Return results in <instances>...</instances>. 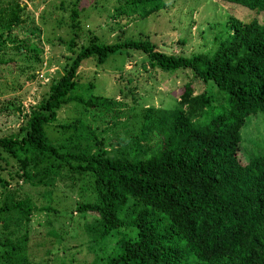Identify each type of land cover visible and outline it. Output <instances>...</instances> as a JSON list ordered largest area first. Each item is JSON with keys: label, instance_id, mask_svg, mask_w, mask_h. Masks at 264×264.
<instances>
[{"label": "trees", "instance_id": "trees-1", "mask_svg": "<svg viewBox=\"0 0 264 264\" xmlns=\"http://www.w3.org/2000/svg\"><path fill=\"white\" fill-rule=\"evenodd\" d=\"M117 1L111 15L128 22L166 5ZM219 1L251 13L230 14L217 32L213 24L212 46L188 54L161 49L148 33L114 41L94 34L83 43L76 40L80 9L70 6L69 46L79 48L24 123L0 135V161L15 165L9 172L16 176L11 183L0 173V264H264V149L245 161L238 157L245 118L264 113V0ZM29 15L26 1L0 0V65L11 61L1 55L8 40L16 52L42 61L39 42L11 35ZM131 49L142 52L144 67L188 69L216 90L196 91L185 80L172 107H129L131 129L112 146L82 117L56 122L71 101L84 112L122 113L111 96L78 91L77 73L88 57L102 62ZM212 91L220 94L216 103ZM39 211L49 224L68 216L80 232L77 242L51 226L50 239L32 247L29 227ZM82 244L91 254L88 263L71 249Z\"/></svg>", "mask_w": 264, "mask_h": 264}, {"label": "rangeland", "instance_id": "rangeland-1", "mask_svg": "<svg viewBox=\"0 0 264 264\" xmlns=\"http://www.w3.org/2000/svg\"><path fill=\"white\" fill-rule=\"evenodd\" d=\"M24 1L30 15L24 23L13 28L11 35L22 37L28 34L33 41L39 42L43 46L42 61L39 64L25 53L16 52L12 48L13 42L7 41L6 50L1 55L6 59L11 58V61L0 65V106L12 103L6 110L0 109V135L15 130L19 124L24 123L32 105L47 92L50 82L64 72L67 56L74 54V50L79 48V43L69 46V38L73 34L68 25L69 11L74 3L80 9V27L77 29L79 36L75 37L76 40L81 38V42L88 43L89 38L96 34L102 40L114 41L118 37H137L148 33L161 49L185 54L202 48L207 50L212 46L210 37L215 29L213 24L217 26V32L223 30L222 21L230 14L248 18L251 13L237 3L219 0H165L166 5L160 10L128 22L127 16L116 20L115 15H111L117 0ZM117 22L123 25L119 28L116 26ZM182 38L184 42L180 41ZM142 58V52L131 49L129 54L126 51L112 52L102 62L94 57L83 60L78 68L77 90L111 96L116 102L114 108H120L122 113L112 114L110 108H102L96 112L89 109L84 112L71 101L59 109L56 122L82 117L107 145L112 146L131 129V117L124 113L129 107L145 104L172 107L177 102L181 84L185 80L192 81L196 91L207 88L216 90L212 83L194 78L188 69L174 73L164 72L149 65L144 67ZM34 72L35 75L32 76ZM214 91L213 101L216 103L220 94ZM16 106H19V112ZM240 142L238 157L241 161L264 149L263 112L251 113L245 118ZM0 164L3 166L0 173L14 183L16 176L9 171L13 173L15 165H5L3 161ZM26 187L30 189L29 186ZM47 219L44 211L32 216L29 227L32 247L40 245L42 238L50 239L47 230L51 226L60 230L64 228L66 231L62 232L63 235L71 236L72 241L77 242L80 232L74 231L72 223L68 222V216L53 217L52 224ZM76 248L77 261L88 263L91 254L86 247L83 244L71 247L73 251ZM2 251L3 247L0 245V253ZM56 263L57 261H50L48 264Z\"/></svg>", "mask_w": 264, "mask_h": 264}]
</instances>
